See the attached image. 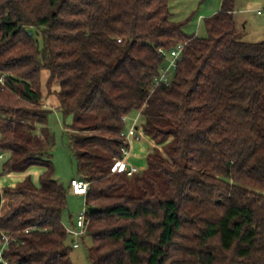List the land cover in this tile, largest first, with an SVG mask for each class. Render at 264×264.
I'll return each mask as SVG.
<instances>
[{
    "label": "trees",
    "instance_id": "16d2710c",
    "mask_svg": "<svg viewBox=\"0 0 264 264\" xmlns=\"http://www.w3.org/2000/svg\"><path fill=\"white\" fill-rule=\"evenodd\" d=\"M233 3L200 37L172 19L169 0H0L3 171L43 169L36 183L0 188L10 264H72L71 188L49 158L54 85L90 183L85 204L98 210L88 212L94 264H264V41L246 40ZM181 43L170 84L155 87L160 49ZM135 111L163 152L153 148L147 169L128 177L111 170Z\"/></svg>",
    "mask_w": 264,
    "mask_h": 264
},
{
    "label": "rangeland",
    "instance_id": "374dc122",
    "mask_svg": "<svg viewBox=\"0 0 264 264\" xmlns=\"http://www.w3.org/2000/svg\"><path fill=\"white\" fill-rule=\"evenodd\" d=\"M263 10V9H261ZM258 15V14H257ZM261 22H258L257 24L259 26V30L261 31L259 34H247L246 39L247 40H254L256 42L264 41V16L258 17L256 16ZM200 37H206V29L202 26L201 30L199 31ZM45 74V72H44ZM46 77V74L44 75ZM57 89V86H53V90L51 93L47 90L46 94V108H48L51 112L48 116L46 128H48V131L50 133L53 147L49 154V158L52 160V162L55 165L56 170V177L60 182H62L65 185H70V182L73 179L81 178V175L78 170L77 160L72 156V153L70 151V143H69V136L67 130L64 126L63 118L59 114V112L54 108L56 101L55 96L51 95L53 91ZM139 113L137 111L131 113L127 118V126L125 128V133H128L130 128L134 125L133 123L139 120L137 122V125L141 126V121L139 118ZM160 149L161 152H163V148L154 147ZM5 160H0V185L1 190H5L8 187V185L12 184V179H9L8 175L3 171V164ZM148 165L146 163V168L140 172H143L147 169ZM141 170V169H140ZM5 186V187H3ZM14 188V187H13ZM8 199L3 197L2 205H3V212L6 209ZM85 197L83 196H75L72 192H70L68 196V203L67 208L65 209L63 213V221L65 224V227L67 230H72V223L76 220V218L79 216V214L85 209ZM73 240V239H72ZM70 244L73 245V241H69ZM81 246L79 248L74 249L72 246V252L70 254L72 264H94L93 260L89 258V251L93 246L92 240L90 236H86L80 244Z\"/></svg>",
    "mask_w": 264,
    "mask_h": 264
},
{
    "label": "crops",
    "instance_id": "0c3cea01",
    "mask_svg": "<svg viewBox=\"0 0 264 264\" xmlns=\"http://www.w3.org/2000/svg\"><path fill=\"white\" fill-rule=\"evenodd\" d=\"M223 3L224 0H169L172 19L176 22L185 23L184 30L186 33L195 36H199V31L202 26L205 28V20L222 11ZM233 6L234 18L239 29L245 32V38L247 34L255 35L262 31H258L260 26L257 23L261 21L256 16H264V14L257 15V11L264 10V0H234ZM248 41L256 42L254 40ZM137 122H139L138 119L133 124H137ZM137 127L141 138L137 141L132 140L128 161L139 167L142 171L146 168L147 156L153 150L154 143L142 135L141 126L137 125ZM42 173L43 169L36 167L30 169L25 174L8 175L9 179L13 181L8 187H15L27 176H30L36 183Z\"/></svg>",
    "mask_w": 264,
    "mask_h": 264
},
{
    "label": "built area",
    "instance_id": "2783aa9c",
    "mask_svg": "<svg viewBox=\"0 0 264 264\" xmlns=\"http://www.w3.org/2000/svg\"><path fill=\"white\" fill-rule=\"evenodd\" d=\"M258 15H263L264 10L257 11ZM184 44H178L169 52L160 49V52L166 58V65L162 67L160 74L154 80V86H159L161 84H170L171 78L173 73L177 67L178 61L181 60L182 51L184 49ZM6 82L5 74H0V85H4ZM123 139L129 144V147L122 148V156L121 158L117 159L112 166V173H119L125 174L128 177H132L135 174L139 173L141 170L139 167L129 163L128 158L130 155V148L132 140H139L141 137L139 133V129L137 124L135 123L128 133H122ZM4 154L0 153V160L4 158ZM71 192L77 196L85 197L90 190V183L85 180L84 178H77L73 179L70 182ZM86 205V204H85ZM88 207L86 206L85 209L79 214L76 220L72 223V230H67L73 239V246L75 248H79L81 245V240L85 238L88 234V229L90 225V219L88 216ZM3 214V210H0V216ZM10 244V238L4 234H2V238L0 240V264H10L8 259L5 257V252L8 249Z\"/></svg>",
    "mask_w": 264,
    "mask_h": 264
},
{
    "label": "water",
    "instance_id": "95a60500",
    "mask_svg": "<svg viewBox=\"0 0 264 264\" xmlns=\"http://www.w3.org/2000/svg\"><path fill=\"white\" fill-rule=\"evenodd\" d=\"M98 210L96 209V208H90L89 209V212L91 213V214H94V213H96Z\"/></svg>",
    "mask_w": 264,
    "mask_h": 264
}]
</instances>
